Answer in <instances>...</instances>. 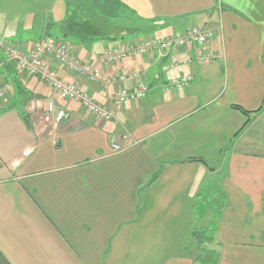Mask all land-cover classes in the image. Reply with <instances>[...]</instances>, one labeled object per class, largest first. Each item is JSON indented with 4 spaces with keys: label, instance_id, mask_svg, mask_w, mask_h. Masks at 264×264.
Segmentation results:
<instances>
[{
    "label": "crops",
    "instance_id": "0c3cea01",
    "mask_svg": "<svg viewBox=\"0 0 264 264\" xmlns=\"http://www.w3.org/2000/svg\"><path fill=\"white\" fill-rule=\"evenodd\" d=\"M113 4V23L99 17L109 32L86 27L96 37L91 44L63 36L82 63L99 69L100 81L45 58L113 121L63 101L0 53V87H9L0 102L8 109L0 115V264H199L185 251L202 230V198L211 196L225 203L205 243L218 253L217 264H264V109L238 133L245 116L232 108L254 111L264 101V0ZM192 27L211 31L212 39L98 64L106 48ZM44 30L35 41H8L30 49ZM203 53L215 58L196 61ZM139 87L143 99L113 100L120 88ZM49 99L68 114L56 127L35 124L28 111L31 101Z\"/></svg>",
    "mask_w": 264,
    "mask_h": 264
},
{
    "label": "built area",
    "instance_id": "2783aa9c",
    "mask_svg": "<svg viewBox=\"0 0 264 264\" xmlns=\"http://www.w3.org/2000/svg\"><path fill=\"white\" fill-rule=\"evenodd\" d=\"M213 33L209 30L201 31L196 27L190 28L180 36L168 37L164 40L156 38L145 39L137 44H119L112 48L104 49L98 56V64L117 63L134 54L145 55L152 49L166 51L169 49L187 48L189 45L203 46L210 39ZM0 53L6 61L15 63L16 68L30 77H38L48 88H50L63 101H72L80 105L81 109L88 115L102 121H112L115 117L111 112L99 106L91 95L82 91L74 83L62 81L53 69V65L45 58L57 65L64 67L73 75L85 79L87 82H98L101 80V72L93 64H84L72 55L67 44L61 41H54L51 38L42 37L33 48L25 49L14 43L7 42L0 38ZM214 55L201 54L196 57V61L204 62L213 60ZM120 79H123L120 78ZM190 77L181 79L187 82ZM145 88L139 87L135 90L120 88L113 94V100L117 104H124L127 101L143 99ZM9 92L8 85L0 87V102L5 99ZM43 120L50 125H57L68 118V114L63 108H58L49 99L43 104ZM115 150L119 147L114 145Z\"/></svg>",
    "mask_w": 264,
    "mask_h": 264
},
{
    "label": "rangeland",
    "instance_id": "374dc122",
    "mask_svg": "<svg viewBox=\"0 0 264 264\" xmlns=\"http://www.w3.org/2000/svg\"><path fill=\"white\" fill-rule=\"evenodd\" d=\"M91 2L92 0H0V30L2 29L5 31V37L2 34L3 36L0 38L7 41L15 38H20L22 40L30 39L32 41H35L40 37L41 33L44 30V27L45 29L46 27H48L49 23L50 25L47 31L49 32L52 40H62L61 42L66 41L70 43V37L64 38L63 36H67V34L68 36H71L72 34L75 35L74 31L76 30L71 28L69 21H67L71 17L72 19L78 18L87 20V22H90V25H92L95 29H105L106 32H109V30L105 28V26L99 19L102 18L104 19V21L107 20L110 23H113L114 20L101 15L98 11L96 12L91 7ZM133 4V8H135L137 11L143 10L138 3ZM136 16H138V14H136ZM139 16L141 15L139 14ZM128 18L129 12L128 15L124 17V19L128 20ZM68 43L67 46L69 47ZM72 55L75 56L73 53ZM13 64L15 66V63ZM43 104L44 102L31 101L28 105L30 116L34 117L31 120H33L35 124L44 127H56L67 120L65 119L55 126L46 123L43 120ZM5 109L7 108L0 109V115L8 110ZM112 115L115 117L113 113ZM209 162H215V159L211 157L209 159ZM224 204V200H222L218 196L202 198L201 213L199 215H202V221H200L198 224L200 227L202 226V231H205L208 234H211V232H213L212 238L214 236V231H211V229H214L217 223L220 221L221 215L218 214V211H221V208L224 207ZM216 231L218 234V229H216ZM210 247L215 248L214 245Z\"/></svg>",
    "mask_w": 264,
    "mask_h": 264
},
{
    "label": "trees",
    "instance_id": "16d2710c",
    "mask_svg": "<svg viewBox=\"0 0 264 264\" xmlns=\"http://www.w3.org/2000/svg\"><path fill=\"white\" fill-rule=\"evenodd\" d=\"M91 7L96 12L98 11L101 15H103L107 18L113 17V12L116 10V8L113 4V0H92ZM67 21H69L71 28L76 30V31H74L75 35H73V34L71 35L73 37L76 36L74 38L76 41H78L79 43H83V44H91L95 40L96 37H93V32H90V29L89 30L86 29V27H88V25L90 28L92 27V25H90L89 22L83 23V26H82L81 23H79L77 20L75 22V19L74 18L72 19V17ZM46 30H47V28L44 30L45 36L47 38H51L50 34ZM67 36H68V34H67ZM105 39L108 41H114L115 40V38H105V37L102 38L101 40H105ZM8 63H9L8 66L13 68L14 64L11 62H8ZM232 108L240 111L245 116V120H244L241 128L238 131V133H240L248 125V123L250 122V120L253 116H255V115H257L263 111L264 101H263L262 105L254 111H247L238 105H232ZM21 116H22L24 123L26 125H28V122L26 121V117L22 114H21ZM155 177L156 176H154L153 178H155ZM192 237H193V240L195 242V246L194 247H186L185 252L188 254H194L193 261L198 262L199 264H217L218 259H219L218 253L215 251L208 250L205 247V243H209L212 241V235L208 234L205 231L200 230V231H195L192 234Z\"/></svg>",
    "mask_w": 264,
    "mask_h": 264
}]
</instances>
